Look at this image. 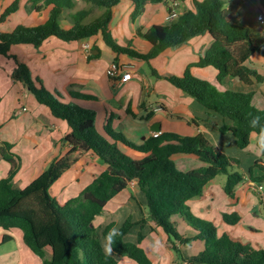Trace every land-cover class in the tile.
Segmentation results:
<instances>
[{"label": "trees", "instance_id": "obj_1", "mask_svg": "<svg viewBox=\"0 0 264 264\" xmlns=\"http://www.w3.org/2000/svg\"><path fill=\"white\" fill-rule=\"evenodd\" d=\"M103 13L90 19V11H73L77 5L74 0H31L36 12L48 11V20L40 25L29 27L20 24L12 32L0 33V55L11 58V48L16 45H31L39 48L49 38L63 42L91 40L101 37L113 55H126L145 62L159 57L168 49H178L195 36L208 34L212 37L211 47L203 58L189 66L182 78L164 75L165 79L188 97L193 98L210 113L219 115L223 124L217 126L208 121L207 126L222 134H232L240 149L248 148L252 129L249 121L254 116L264 124V110L253 106V93L220 91L205 80L192 74L195 67H213L218 72L219 83L226 77L239 78L247 85L264 83V74L248 65L255 53H263L264 26L258 20V13L264 16V0H194L195 11L184 12L169 26L154 25L144 34L151 46L147 54L133 50L131 46H119L113 37V20L118 4L124 0H82ZM135 10L132 20L151 4L165 0H126ZM167 1V0H166ZM20 6L16 0L0 17V24L14 14ZM30 10V9H28ZM71 23L65 28L61 20ZM93 57V55L91 56ZM17 67L15 78L27 89L37 102L48 108L53 117L63 120L70 128L65 138L70 150L61 158L54 159L49 167L27 188L13 187V179L19 171V164L12 153V145L0 146V155L9 163L7 178L0 180V228L20 229L25 244L37 255L43 264H119L118 258L127 257L137 264H152L151 259L140 246L144 240L142 231L138 242L125 241V237L136 226L141 229L153 222L168 236L171 250L183 264H264V249H257L251 243L234 237L229 232L219 235L218 228L209 221L190 215L189 202L203 198L205 188L219 175L227 176L224 191L236 200V188L244 181V176L236 169L240 167L237 158L219 151L202 134L184 137L174 133H162L158 138L149 137L141 145H136L122 132L111 128L110 120L103 133L96 127L97 113L81 105V102L96 101L97 98L70 91L73 102L66 103L58 94L49 92L40 79H34L30 68L12 58ZM153 74L157 72L152 69ZM157 76V75H156ZM132 114L131 110H128ZM133 115V114H132ZM134 116V115H133ZM148 115L145 119H150ZM93 153L106 166L78 196L57 205L51 197V188L73 166ZM180 154L199 160L205 166L188 172L177 168L174 157ZM254 167L264 171L260 161ZM252 176L253 168L249 170ZM251 180L264 181V177ZM146 197V205L139 204L141 211L146 209L148 217L134 222L132 215L118 227L110 223L98 229L95 220L103 214L107 204L132 182ZM185 213V216L183 214ZM182 216L187 226L196 235L188 237L181 234L176 216ZM223 221L236 226L242 221L237 213L223 214ZM118 227L122 233L116 238L113 254L106 255L102 248L107 232ZM10 240L4 237L3 243ZM194 242L204 244L198 254L184 257L180 246L188 247ZM47 251L51 257L46 258Z\"/></svg>", "mask_w": 264, "mask_h": 264}, {"label": "crops", "instance_id": "obj_2", "mask_svg": "<svg viewBox=\"0 0 264 264\" xmlns=\"http://www.w3.org/2000/svg\"><path fill=\"white\" fill-rule=\"evenodd\" d=\"M15 1L0 0V15ZM30 1L20 0L19 9L4 23L6 27L9 25L8 21L20 16L19 22L11 25L9 31H14L20 24L33 27L48 20L49 12L46 10L36 12L31 7ZM74 1L77 3L74 9L76 10L81 3L79 0ZM84 4L83 7L87 8L91 12L90 14L93 13L99 17L103 13V10H97L87 3ZM133 9H135L134 5L129 1L124 0L118 4L113 20V33L117 31L124 41L129 44L133 42L132 46L137 51L147 54L151 50V46L144 38L137 35V30H141L144 34L154 25L173 22L184 12L195 11V3L194 0H165L162 3L148 5L139 20L140 25L136 26L137 19L133 21L130 16L128 24L130 32L126 28V23L128 15L134 12ZM74 10L68 11L67 16L70 13H75ZM170 12L176 15L172 21L168 19ZM146 15L149 16V19L145 21ZM63 22L65 25H70L65 19ZM68 26L63 27H71ZM129 34L135 36L131 41L128 40ZM199 36L190 38L176 52L168 49L159 56L161 58L153 59L149 66L153 68L152 65H154L153 69L157 74H153L151 70L150 75L142 63L135 60L124 61L120 56L111 54L110 48L105 45L101 37L74 42H63L53 37L45 40L39 48L31 45L13 46L14 52L12 53L14 54L18 50L15 53L16 57L30 68L34 79L42 81L47 73L53 75L54 83L51 84V92L60 95L64 102H73L69 95L70 91L96 97V101L81 102L80 104L96 111L98 118H96L98 121L96 127L99 126L97 129L101 133L110 120L111 128L115 132H122L128 140L136 145H141L147 138L152 137L153 133H174L184 137L202 134L210 139L209 141H212L223 154L231 155V151L238 147L235 137L232 134H222L217 129L207 126L208 121L221 126L222 118L210 113L181 90L176 88L177 91H174L171 87L172 84L170 85L168 81L158 76H175L179 72H184L189 65L198 63L200 52L197 50L196 43L203 45L202 50L209 49L212 44V37L209 35V39ZM86 43L92 47L89 52L83 49V45ZM92 55L93 57H91ZM164 56L168 58L167 63L162 58ZM113 62L122 67L123 74L129 73L131 77L127 80H123L122 77L110 78L108 69ZM248 65L264 74V51L253 54ZM211 68L213 67L199 68L204 71L202 77L218 80L217 70L214 68L216 70L214 71ZM42 83L44 84V81ZM218 88L220 91L260 95L264 105V83L250 86L237 78L226 77ZM2 98L3 100L8 99V107L0 109V146L4 143L12 145V153L19 164V171L12 184L15 189L23 190L34 182L54 159L61 158L70 150V145L65 138L71 130L65 121L53 117L48 108L40 105L35 97L15 80V77L13 82L6 85L0 82V102L3 101ZM129 109L134 116L128 113ZM148 115H152V117L147 120L145 117ZM158 128L159 131H156ZM253 142L251 140L250 144ZM174 161L177 167L187 172L205 166L201 161L199 166L196 163L199 160L184 154L175 156ZM260 165L264 166V160L260 161ZM254 166L255 162H252L248 171L243 175L244 182L250 183L253 190L256 189V185L261 183L255 184L251 178L264 177V174L259 177L249 174L251 168L260 169ZM10 168L9 163L0 155V180L7 178ZM104 170H106L105 164L93 153H90L64 174L53 185L51 191H54L56 200L58 199L63 204L78 197ZM261 171L264 173L263 170ZM245 202L246 198H237L233 205L226 195H221L219 202L213 192L209 190L204 193L203 198L190 201L189 206L191 212H195L197 216L202 213L206 215L208 221L214 219L213 224L217 226L219 235L229 232L234 237L251 243L257 249H264L263 241L254 240L253 242L247 238L249 233L255 234L256 232L251 228L247 231V225L243 224L244 217L241 210ZM139 204L145 206L146 197L139 191L137 182L134 181L107 204L103 214L95 220L96 227L104 229L113 222L120 227L131 215L134 222L147 218L146 209L141 211ZM233 212L239 213L242 216V221L236 226H229L223 221V214ZM174 220L178 223L181 234L188 237L196 235L187 226L182 216L178 215ZM141 231L144 240L140 246L149 256L152 264H183L182 260L171 250L168 236L151 221H148L143 229L136 225L126 235L125 241L137 243ZM6 236H9L10 240L3 243ZM156 238H159L164 245L159 257L153 255L149 248V244ZM180 248L184 257H190L202 251L204 244L194 242L188 247L180 246ZM50 257L51 252L47 251L46 258ZM118 263L137 264L127 257L118 258ZM0 264H43V261L25 244L23 232L20 229L7 231L0 228Z\"/></svg>", "mask_w": 264, "mask_h": 264}, {"label": "rangeland", "instance_id": "obj_3", "mask_svg": "<svg viewBox=\"0 0 264 264\" xmlns=\"http://www.w3.org/2000/svg\"><path fill=\"white\" fill-rule=\"evenodd\" d=\"M81 5L78 6V8L76 10H74V12H78V11H89L87 8H84L83 5H85L82 0H79ZM226 2L228 0H225ZM181 3V2H180ZM97 10H103L102 8H96ZM135 10V9H133ZM92 11V10H91ZM91 13V12H90ZM89 13V14H90ZM3 14V13H2ZM2 14L0 15V17L2 16ZM133 14V13H132ZM132 14H129L128 15V22L126 23V28L130 31L129 27H128V24H129V20H130V16H132ZM143 14H139V16L137 17V22H136V26L140 25V18L142 17ZM19 15L8 21L9 25L8 26H4L5 24L2 23L0 24V33H3V32H12V31H9V29L11 28V25H15L19 22ZM98 17V15L96 14H90V19L89 20H93V19H96ZM145 21L149 19V16L146 15L145 16ZM8 20V19H7ZM6 20V22H7ZM68 24H70L69 26H72L71 23L68 21ZM172 22H168V23H163L162 25L160 26H169L171 25ZM61 25L62 26H68V25H65V23L63 22V19L61 20ZM68 26V27H69ZM8 29V30H7ZM122 29V28H121ZM113 32V30H112ZM122 32V30H121ZM131 32V31H130ZM113 37H114V40L116 41V43L119 45V46H122V47H128L129 45L131 46V48L133 50H136L135 47L132 46L133 42L131 44H129L127 41H124L122 39V37L119 36V33L117 31H115L113 33ZM135 36H132L131 34L128 35V40H133ZM199 37H207L208 38V34H204V35H200ZM209 42V40H208ZM197 45V50L198 52H200L198 54V56H200L199 58H203L206 51V49H203V45L201 43H196ZM135 46V45H134ZM14 47L11 48V52H10V55H11V58H7L3 55H0V82L2 84H8L10 82H13L14 80V77H15V71H16V63L15 61L12 59L14 56H17L15 55V53H17L16 50L15 53L13 54L12 52H14ZM264 49V47H263ZM178 49H172L170 51L172 52H176ZM137 51V50H136ZM264 51V50H263ZM18 58V57H17ZM20 58V57H19ZM120 58L124 61H127V60H135V61H138L139 63H142V65L146 68V70L148 71L149 75H150V71L155 68L154 65H152L153 68H150L149 64L151 63V60L149 63L148 62H145L143 60H139V59H136V58H133V57H130V56H126V55H120ZM161 58V57H159ZM166 60V63H167V56H164L162 57ZM19 61H21L20 59H18ZM199 60V59H198ZM22 62V61H21ZM194 65V64H193ZM189 66H192V65H189ZM188 66V67H189ZM187 67V68H188ZM186 68V70H187ZM213 69L214 71H216L214 68H211ZM178 70V69H177ZM185 70V71H186ZM184 72H179L178 75H175L179 78H182L184 76ZM50 72V71H49ZM202 73H204V71H202L201 69H199L198 67H195L192 69V74L200 79V80H205L207 81L209 84L215 86L218 90H220L218 87H220V83L217 79L213 80V79H206L204 77H202ZM16 80V78H15ZM17 81V80H16ZM42 81H44V86L45 88L51 92L52 91V87H51V84L54 83V76L53 75H50L49 73H47L45 75V77L42 79ZM41 81V82H42ZM171 85V84H170ZM172 89L174 91H177L176 90V87L174 86H171ZM52 93V92H51ZM55 94V93H53ZM174 96V95H173ZM1 97H3V95H1ZM261 99V96L259 95H256L253 97V106L255 108H257L258 110H264V105L262 104V99ZM3 100V98H2ZM195 101V100H194ZM8 107V99L5 98V100L1 101L0 102V109L1 108H6ZM201 107V106H200ZM119 118V117H118ZM98 119V118H97ZM97 121V120H96ZM97 125H98V121L96 122ZM99 128V126L97 127ZM204 136V135H203ZM207 140H210L208 139L206 136H204ZM211 144H213L215 146V144L210 141ZM216 147V146H215ZM217 148V147H216ZM234 150V149H233ZM220 151V150H219ZM231 157H234V158H237L239 161H240V167L238 169H236L240 174L244 175L247 171H248V168L249 166L251 165V163L253 162H258V161H262L264 160V158H257L256 156H254L253 154V151L251 148H245V149H240L239 147H236L234 151H231ZM227 155V156H229ZM196 163H198V165L200 166L201 162L200 161H196ZM250 163V164H249ZM192 164L194 165V162H192ZM179 170L183 171L182 169H180L179 167H177ZM184 172H187V171H184ZM264 173L258 169V168H254L253 169V175L255 177H259L261 175H263ZM248 176V174H247ZM226 181H227V176L224 175V174H221L219 175L215 180H213L206 188H205V192H208L209 190H211L213 192V194L216 196V200L220 202V198H221V195H226V193L224 192V188H225V185H226ZM263 187L264 189V181L261 182V184H259ZM264 192V190H263ZM51 194V197L53 198V200L55 201V203L57 205L61 204L59 202V200L57 199L56 200V195L54 194V191H51L50 192ZM227 196V195H226ZM237 198H246V202H245V205L243 206L242 210H241V213L244 217V223L245 225H247V231L249 228L253 229L256 233L255 234H250L247 235V238H249V240L253 241L254 240H260V241H263L264 242V203H263V200L261 198V194H260V191L258 190H253L251 188V185L250 183H245L244 181L242 183H240L238 185V187L236 188V199ZM227 199L229 201H231V203H233V205H235L234 203L236 202V200H233L231 199L230 197L227 196ZM190 215L194 218H199L201 220H204V221H208V219L205 217L206 215H203L202 213H200V215L197 216V214L194 212H191ZM183 216H185V213L183 214ZM209 222H212L214 223V219L213 221H209ZM264 245V243H263Z\"/></svg>", "mask_w": 264, "mask_h": 264}, {"label": "clouds", "instance_id": "obj_4", "mask_svg": "<svg viewBox=\"0 0 264 264\" xmlns=\"http://www.w3.org/2000/svg\"><path fill=\"white\" fill-rule=\"evenodd\" d=\"M249 125L252 129L259 128L258 132L253 131L250 134V139L254 142L250 144L249 147L252 149L254 156L257 158H264V124H261V118L259 116H254L249 121ZM121 235L122 233L118 227H113L107 232L104 237V243L102 244V248L106 255L113 254V246L117 241L116 238ZM163 247V242L159 238L154 239L149 244L152 254L157 257L160 256Z\"/></svg>", "mask_w": 264, "mask_h": 264}, {"label": "built area", "instance_id": "obj_5", "mask_svg": "<svg viewBox=\"0 0 264 264\" xmlns=\"http://www.w3.org/2000/svg\"><path fill=\"white\" fill-rule=\"evenodd\" d=\"M175 17H176V15L174 13L170 12L168 19L170 21H172ZM258 20H259L260 24L262 26H264V16L261 13H258ZM91 48L92 47L89 43H86L83 45V49L87 52H89L91 50ZM108 76L110 78H115V79H118V77H122L123 80H127L131 77V74H129V73L123 74L122 67L119 64H117L116 62H113L108 69ZM160 134L161 133H153L152 137L158 138L160 136ZM262 189H263V187L261 185H256V190L260 191L261 198H262L263 203H264V192Z\"/></svg>", "mask_w": 264, "mask_h": 264}, {"label": "water", "instance_id": "obj_6", "mask_svg": "<svg viewBox=\"0 0 264 264\" xmlns=\"http://www.w3.org/2000/svg\"><path fill=\"white\" fill-rule=\"evenodd\" d=\"M237 79H239V78H237ZM240 80V79H239ZM156 131H159V128L158 129H156Z\"/></svg>", "mask_w": 264, "mask_h": 264}]
</instances>
